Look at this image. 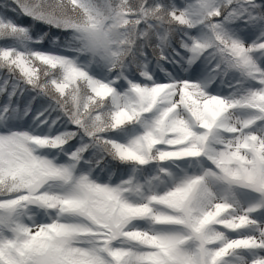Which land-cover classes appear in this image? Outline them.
I'll use <instances>...</instances> for the list:
<instances>
[{
	"label": "snow or ice",
	"instance_id": "snow-or-ice-1",
	"mask_svg": "<svg viewBox=\"0 0 264 264\" xmlns=\"http://www.w3.org/2000/svg\"><path fill=\"white\" fill-rule=\"evenodd\" d=\"M0 264H264V0H0Z\"/></svg>",
	"mask_w": 264,
	"mask_h": 264
}]
</instances>
